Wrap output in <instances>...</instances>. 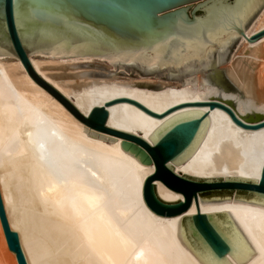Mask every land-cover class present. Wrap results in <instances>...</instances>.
Masks as SVG:
<instances>
[{"label":"bare ground","instance_id":"obj_1","mask_svg":"<svg viewBox=\"0 0 264 264\" xmlns=\"http://www.w3.org/2000/svg\"><path fill=\"white\" fill-rule=\"evenodd\" d=\"M263 30L264 8L245 36L250 39ZM241 36L242 47L230 60L227 74L246 97L199 84L200 76L174 83L100 76L95 70L79 68L93 56L37 58L31 54L30 59L37 72L84 116L118 98L135 100L157 114L182 103L218 100L243 123L254 125L264 122V36L254 42ZM9 57L0 56V190L28 263L202 264L178 237L181 218L197 213L196 201L187 212L172 217L151 210L143 189L147 177L155 173V162L144 164L124 149L122 142L128 139L79 121L32 79L19 58ZM99 61L114 66L108 58ZM106 107L105 127L139 136L153 146L149 136L175 114L209 111L210 123L196 152L180 166L169 161L175 171L201 178L261 180L264 127L242 128L219 107L184 106L162 118L129 102ZM154 183L162 200L184 199L163 181ZM234 199L202 203L199 196L198 205L204 213L229 211L257 251L247 264H264V207ZM0 237L2 263L19 264L1 219ZM226 257L238 264L229 253Z\"/></svg>","mask_w":264,"mask_h":264},{"label":"water","instance_id":"obj_2","mask_svg":"<svg viewBox=\"0 0 264 264\" xmlns=\"http://www.w3.org/2000/svg\"><path fill=\"white\" fill-rule=\"evenodd\" d=\"M263 8L264 0H0V56L18 57L32 79L79 121L128 139L122 142L124 149L144 164L155 162V173L147 177L143 189L144 200L155 213L167 217L183 214L196 201L198 211L181 218L178 237L202 264H232L228 253L238 264H247L257 251L230 212L204 213L198 200L200 196L202 203H221L235 198L234 202L264 207V167L259 183L258 179L244 177L201 178L177 173L169 161L180 166L196 152L210 123L209 111L175 114L149 136L153 146L139 136L105 127L109 114L106 106L129 102L157 118L184 106H210L225 110L245 129L263 128L264 122L245 124L218 100L182 103L157 114L135 100L118 98L84 116L37 72L30 55L108 58L114 66L135 68L145 76L164 74L162 78L170 80L211 69L205 77L200 75L199 84L217 85L225 92L246 97L218 65L229 62L241 35L245 36ZM263 36L264 30L250 39L245 37L254 42ZM124 73L121 69L112 71L114 75ZM126 76H133V72ZM156 180L182 193L184 199L162 200ZM0 219L18 263L29 264L19 234L10 225L1 190Z\"/></svg>","mask_w":264,"mask_h":264},{"label":"rangeland","instance_id":"obj_3","mask_svg":"<svg viewBox=\"0 0 264 264\" xmlns=\"http://www.w3.org/2000/svg\"><path fill=\"white\" fill-rule=\"evenodd\" d=\"M198 14H202V12H198ZM241 41V40H240ZM240 47H242V45H241V42H239L238 43V45L236 46V48L234 49V51H233V53H232V55H231V59L230 60H232V58H233V56H237V54H238V52H239V48ZM241 49V48H240ZM32 55H35L37 58H43V57H45L46 56V54H32ZM10 55H8V57H9ZM9 58H11V59H13V60H16L18 57H15V56H10ZM229 60V62H231ZM226 63V64H221V65H218L219 66V68H223L224 70H225V76L231 81V79L229 78V75L227 74V68H228V66H229V64L230 63ZM49 66H55L54 64H50ZM79 68H81V69H87V70H95V72H97V74L98 75H100V76H108V77H111V76H119V77H129V78H135V79H141V78H152V79H154V80H157V81H167V82H176V83H182L185 79H187L188 77H192V76H200L201 74L205 77L206 76V73L207 72H211V69H208V70H206V71H202V72H199V73H196V74H194V75H191V76H188V77H186V78H183V79H177V80H170V79H167V78H162V76L164 75V74H157V75H154V76H145V75H143V74H141L138 70H136L135 68H134V70L135 71H133L132 69H129V70H127L125 67H121V66H119V65H115V66H113V67H110L109 66V62L107 61H103V62H100L99 61V57L97 58V57H95L94 58V60L93 61H91V62H87V63H82V64H79ZM260 68H262V66H260ZM116 69H121V70H123L124 72H126V73H124V75H114V74H112V71L113 70H116ZM130 72H133V76H126V74H128V75H130ZM232 82V81H231ZM233 83V82H232ZM233 85H234V83H233ZM217 86V85H216ZM235 86V85H234ZM236 87V86H235ZM180 174H183V173H180ZM236 190H235V192H234V194H233V196H235L236 195ZM0 239H1V237H0ZM3 242H2V239H1V242H0V264H4V263H2V261H3V258H2V247H1V244H2ZM3 245V244H2ZM4 247V246H3ZM4 249V248H3ZM9 251V255H11L12 257H14V255L12 254V252L10 251V250H8ZM10 256V257H11ZM13 262L14 263H16L15 262V258H13ZM12 262V263H13Z\"/></svg>","mask_w":264,"mask_h":264},{"label":"trees","instance_id":"obj_4","mask_svg":"<svg viewBox=\"0 0 264 264\" xmlns=\"http://www.w3.org/2000/svg\"><path fill=\"white\" fill-rule=\"evenodd\" d=\"M223 85H225V84H223ZM225 86H227V85H225Z\"/></svg>","mask_w":264,"mask_h":264},{"label":"flooded vegetation","instance_id":"obj_5","mask_svg":"<svg viewBox=\"0 0 264 264\" xmlns=\"http://www.w3.org/2000/svg\"><path fill=\"white\" fill-rule=\"evenodd\" d=\"M218 84V83H217Z\"/></svg>","mask_w":264,"mask_h":264}]
</instances>
